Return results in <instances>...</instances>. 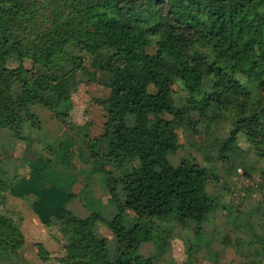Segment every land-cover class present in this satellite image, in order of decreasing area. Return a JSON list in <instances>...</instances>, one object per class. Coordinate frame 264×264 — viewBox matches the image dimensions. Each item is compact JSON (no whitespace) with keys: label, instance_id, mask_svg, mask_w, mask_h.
Masks as SVG:
<instances>
[{"label":"trees","instance_id":"16d2710c","mask_svg":"<svg viewBox=\"0 0 264 264\" xmlns=\"http://www.w3.org/2000/svg\"><path fill=\"white\" fill-rule=\"evenodd\" d=\"M62 56L79 62H60ZM87 67L107 76L98 79L107 90L94 100L104 132L85 149L117 210L108 223L116 248L107 258L100 240L94 257L71 242L59 261L153 264L172 233L155 224L164 213H174L180 226L202 229L224 209L206 191L208 170L194 159L173 165L169 155L179 146V128L195 132L197 121L223 120L230 130L221 147L235 152L242 141L261 162L260 183L246 190L259 195L256 205L231 221L248 227L247 256L264 264V0H0V146L4 133L22 138L31 106L63 125L56 106L76 93L77 73ZM174 74L185 93L180 99ZM96 142L107 143L106 155L97 156ZM105 163L119 175L105 171ZM243 177H250L246 170ZM11 180L0 169V193ZM12 215L0 209V240L12 247L0 250V264L24 261L19 254L30 241L22 219ZM145 242L155 247L152 257L138 253Z\"/></svg>","mask_w":264,"mask_h":264},{"label":"rangeland","instance_id":"374dc122","mask_svg":"<svg viewBox=\"0 0 264 264\" xmlns=\"http://www.w3.org/2000/svg\"><path fill=\"white\" fill-rule=\"evenodd\" d=\"M59 61L79 62L76 56H62ZM24 65L29 67L28 62ZM100 76L107 80L106 75L88 67L77 73L76 93L56 106L66 117L63 125H56L54 115L34 105L24 112L22 138H10L7 133L1 138L0 169L12 180L9 190L0 193V209L22 219V231L30 239L19 254L24 259L20 264H62L59 260L65 255L63 248L71 242L95 257L101 250L100 240H104L107 258L114 254L116 240L108 223L117 210L97 182L99 167L95 159H89L85 149L88 140L99 139L104 132L103 113L94 102L107 90L99 82ZM174 81V97L180 99L185 93L176 74ZM163 116L172 118L168 114ZM195 129V132L177 130L179 146L169 155V160L177 165L183 159H194L207 168L210 176L206 191L224 209L218 208L197 232L193 225L180 226L174 213H164L155 224L159 229H171L172 233L164 253L153 264H252L247 256L249 248L243 242L250 236L248 227L237 221L232 224L231 220L256 205L259 195L251 193V198L246 190L260 183L261 162L242 141L235 152L221 147L230 130L227 122L215 120L206 125L197 121ZM106 144L95 143L92 148L97 156L106 155ZM104 167L105 171L119 175L109 164L105 163ZM245 170L250 177H243ZM70 217L83 221L82 225L71 223ZM91 217L92 224L87 221ZM257 221L258 217L248 222ZM68 227L74 232L72 238ZM256 231H261L258 226ZM0 242V250L12 249L4 238ZM155 252L151 242L141 244L138 249L144 258L152 257Z\"/></svg>","mask_w":264,"mask_h":264}]
</instances>
